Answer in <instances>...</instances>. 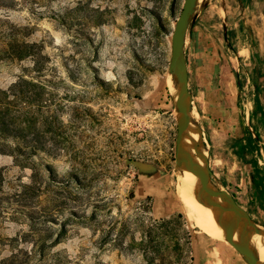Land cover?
Segmentation results:
<instances>
[{"label":"rangeland","instance_id":"obj_1","mask_svg":"<svg viewBox=\"0 0 264 264\" xmlns=\"http://www.w3.org/2000/svg\"><path fill=\"white\" fill-rule=\"evenodd\" d=\"M183 1L0 0V36L35 54L0 61V88L24 77L46 101L20 106L25 143L0 141V264H245L176 195L168 65ZM193 16L200 145L264 230V0H200Z\"/></svg>","mask_w":264,"mask_h":264},{"label":"water","instance_id":"obj_2","mask_svg":"<svg viewBox=\"0 0 264 264\" xmlns=\"http://www.w3.org/2000/svg\"><path fill=\"white\" fill-rule=\"evenodd\" d=\"M200 0H184L170 36L169 74L174 84L171 96L176 124L175 161L187 177L205 192L214 233L229 245L245 264H264V230L240 207L234 197L212 175L208 154L190 137L193 120L192 94L189 89L185 43L190 17ZM249 230L255 246L246 243L241 231Z\"/></svg>","mask_w":264,"mask_h":264},{"label":"trees","instance_id":"obj_3","mask_svg":"<svg viewBox=\"0 0 264 264\" xmlns=\"http://www.w3.org/2000/svg\"><path fill=\"white\" fill-rule=\"evenodd\" d=\"M0 43V61H22L28 57H35L34 52L25 49L30 47L23 46L27 44H18L17 38L13 35L0 36ZM33 66L37 67L36 60H34ZM28 86L43 89L41 85L28 82L24 77L7 89L0 88V141L2 142L11 141L17 145H20L19 142L25 143L28 130L26 124H30V122H26L23 118L20 106L29 105V102H46L34 97ZM34 147H30V150L33 151ZM17 149L19 151V148ZM232 196L234 197V195Z\"/></svg>","mask_w":264,"mask_h":264},{"label":"bare ground","instance_id":"obj_4","mask_svg":"<svg viewBox=\"0 0 264 264\" xmlns=\"http://www.w3.org/2000/svg\"><path fill=\"white\" fill-rule=\"evenodd\" d=\"M200 5L201 4H199V6ZM168 86L171 93L173 94L174 84L171 80V77ZM190 137L194 142L200 145V131L196 123L194 122L192 123L190 128ZM175 180L177 183L175 187L177 198L182 205V209L189 217L190 221L195 224L199 229L209 234L212 238L219 240L218 236L214 233L212 227V218L207 208L205 192L202 191L187 177L186 173L179 164L177 165L175 171ZM241 237L246 243L255 246L254 237L249 230L243 229L241 231Z\"/></svg>","mask_w":264,"mask_h":264},{"label":"crops","instance_id":"obj_5","mask_svg":"<svg viewBox=\"0 0 264 264\" xmlns=\"http://www.w3.org/2000/svg\"><path fill=\"white\" fill-rule=\"evenodd\" d=\"M208 159H209V166H211L210 165V158H208ZM224 186H226V185H224ZM226 188H228V187H226ZM237 188L239 189V193L241 194L240 196L237 195L232 190L228 189L229 190V193L231 195H234V199H235L236 203L240 207H242L244 210H246V211H248L247 208H254L253 204L250 203L251 200L245 194H243L242 190H240V187L237 186ZM245 190H246V187H245ZM240 264H241V262H240Z\"/></svg>","mask_w":264,"mask_h":264}]
</instances>
